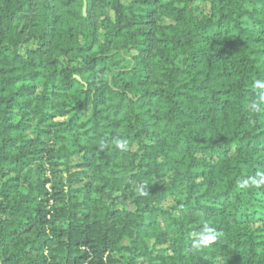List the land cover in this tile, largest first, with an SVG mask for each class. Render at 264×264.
Masks as SVG:
<instances>
[{
  "label": "trees",
  "instance_id": "1",
  "mask_svg": "<svg viewBox=\"0 0 264 264\" xmlns=\"http://www.w3.org/2000/svg\"><path fill=\"white\" fill-rule=\"evenodd\" d=\"M256 80L264 0H0V264H264Z\"/></svg>",
  "mask_w": 264,
  "mask_h": 264
},
{
  "label": "clouds",
  "instance_id": "2",
  "mask_svg": "<svg viewBox=\"0 0 264 264\" xmlns=\"http://www.w3.org/2000/svg\"><path fill=\"white\" fill-rule=\"evenodd\" d=\"M254 88L256 89H264V81L262 80H256L253 85ZM261 100H264V95L261 96ZM254 108H258L257 105H253ZM125 142L123 141H118L117 142V147L119 148H124ZM256 177H252L249 179H243L242 181L239 182V187L240 188H248L251 185H255L259 187L260 185H264V173H257ZM217 239V234L215 230L208 225H205L204 229L202 232L199 234V239L196 241H193V247L199 248V247H204L208 246L212 242H214Z\"/></svg>",
  "mask_w": 264,
  "mask_h": 264
},
{
  "label": "rangeland",
  "instance_id": "3",
  "mask_svg": "<svg viewBox=\"0 0 264 264\" xmlns=\"http://www.w3.org/2000/svg\"><path fill=\"white\" fill-rule=\"evenodd\" d=\"M207 9H208V7H206V6H202V10H203V11H207Z\"/></svg>",
  "mask_w": 264,
  "mask_h": 264
},
{
  "label": "water",
  "instance_id": "4",
  "mask_svg": "<svg viewBox=\"0 0 264 264\" xmlns=\"http://www.w3.org/2000/svg\"><path fill=\"white\" fill-rule=\"evenodd\" d=\"M84 12H85V14H86V5H85V9H84Z\"/></svg>",
  "mask_w": 264,
  "mask_h": 264
}]
</instances>
